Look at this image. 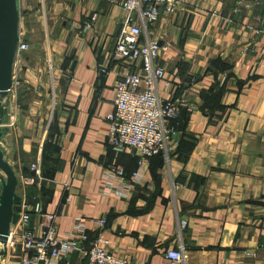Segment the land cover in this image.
I'll list each match as a JSON object with an SVG mask.
<instances>
[{
  "label": "crops",
  "instance_id": "crops-1",
  "mask_svg": "<svg viewBox=\"0 0 264 264\" xmlns=\"http://www.w3.org/2000/svg\"><path fill=\"white\" fill-rule=\"evenodd\" d=\"M120 1L43 0L46 41L14 63L0 147L18 182L30 177L45 140L57 144L59 155L44 152L56 187L17 184V196L55 213L59 236L78 216L107 218L102 229L88 223L89 237H103L109 253L132 264H170L165 252L181 246L186 264H264V0L249 8L185 0L147 28L169 46L160 64L171 85L160 82V96H184L187 107L149 163L148 183L126 199L99 193L107 167L130 174L139 158L107 142L115 83L130 69L109 63L125 17ZM16 248L0 264H16ZM84 262L74 254L61 264Z\"/></svg>",
  "mask_w": 264,
  "mask_h": 264
},
{
  "label": "built area",
  "instance_id": "built-area-1",
  "mask_svg": "<svg viewBox=\"0 0 264 264\" xmlns=\"http://www.w3.org/2000/svg\"><path fill=\"white\" fill-rule=\"evenodd\" d=\"M239 2L249 8L257 5L258 0ZM184 3L185 0H121L119 3L125 17L109 63H124L130 69L115 83L113 109L105 116L109 126L107 142L115 154L131 150L139 158L129 178L120 165H111L103 171L99 193L104 197L126 199L136 186L148 183L150 159L166 150L176 133L172 122L187 107L184 96H160L159 83L162 82L164 88L171 85L160 64V58L168 52L169 46L159 45L158 41L151 40L147 32V28L154 25L161 14L174 15ZM20 37L18 33L14 67L15 61L29 50V46ZM104 70L105 68H101V71ZM11 78L12 87L16 83L13 67ZM28 171L30 177L21 178L17 182L22 188L34 186L41 190L45 184L56 187V183L43 173L41 156L30 164ZM68 185L65 182L60 186L63 195ZM69 203L70 199L66 197L64 204ZM56 219V214L46 212L40 201L30 204L22 196L16 225L9 228L5 244L0 248L5 250V255L14 256L18 245L20 255L16 264H61L74 254L82 256L84 264H132L109 253L106 249L107 241L103 237H89L88 223L102 229L106 225L105 217L88 220L84 216H78L74 219L71 230L63 236L58 235ZM165 257L170 260V264H186L187 255L182 246L179 250L165 252Z\"/></svg>",
  "mask_w": 264,
  "mask_h": 264
},
{
  "label": "water",
  "instance_id": "water-1",
  "mask_svg": "<svg viewBox=\"0 0 264 264\" xmlns=\"http://www.w3.org/2000/svg\"><path fill=\"white\" fill-rule=\"evenodd\" d=\"M18 0H0V126L5 116L1 100L12 84V67L18 41ZM161 45V42H158ZM2 130L0 128V139ZM17 180L11 167L4 160L0 147V246H4L9 228L14 227L20 212L21 198L15 190ZM5 250L0 248V257Z\"/></svg>",
  "mask_w": 264,
  "mask_h": 264
},
{
  "label": "rangeland",
  "instance_id": "rangeland-1",
  "mask_svg": "<svg viewBox=\"0 0 264 264\" xmlns=\"http://www.w3.org/2000/svg\"><path fill=\"white\" fill-rule=\"evenodd\" d=\"M18 26L21 31V41L29 49L38 48L46 41V21L43 16V0H18Z\"/></svg>",
  "mask_w": 264,
  "mask_h": 264
},
{
  "label": "trees",
  "instance_id": "trees-1",
  "mask_svg": "<svg viewBox=\"0 0 264 264\" xmlns=\"http://www.w3.org/2000/svg\"><path fill=\"white\" fill-rule=\"evenodd\" d=\"M111 64H113V63H110V65ZM177 97H179V96H176V95H174L173 96V98H177ZM203 98V97H202ZM204 99V102H205V104L206 105H208L209 103H210V101L208 100V99H206V98H203ZM185 115H186V110L185 109H182L181 110V114H180V117L176 120V121H174V122H172V125L173 126H175V123H177L178 121H180V120H182L183 118H185ZM46 149H49V150H52V151H54L55 152V154L56 155H59V146L56 144V146H53V145H51V143H47L46 142V140L43 142V145H42V147H41V161H42V168H43V173H44V175L47 177V175L49 174V172L46 170V167H45V160H44V152H45V150ZM162 153L163 152H159L157 155H155L154 157H152L151 159H150V162L153 160V159H155V158H157V157H160L161 155H162ZM149 162V163H150ZM136 168V167H135ZM133 172V171H132ZM131 172V173H132ZM131 173L130 174H126V177L127 178H129V176L131 175ZM43 189V188H42ZM107 223H108V219L106 218V225H107Z\"/></svg>",
  "mask_w": 264,
  "mask_h": 264
}]
</instances>
